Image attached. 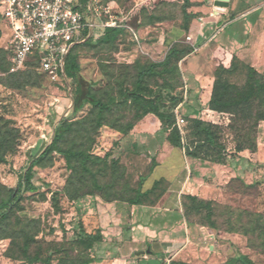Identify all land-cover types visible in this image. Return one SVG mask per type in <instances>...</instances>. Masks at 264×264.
I'll use <instances>...</instances> for the list:
<instances>
[{
	"label": "rangeland",
	"instance_id": "rangeland-1",
	"mask_svg": "<svg viewBox=\"0 0 264 264\" xmlns=\"http://www.w3.org/2000/svg\"><path fill=\"white\" fill-rule=\"evenodd\" d=\"M90 1L98 7H109L110 13L124 25L128 13L145 0H80L83 10ZM190 1L195 4L188 9L194 14L193 19H183V0H171L151 15L142 12L117 37L114 45H99L91 39L74 53L78 56L81 81L91 84L96 96L105 101L131 90L139 70L163 62L171 48L191 49L184 57L154 69L145 77L144 86L170 89L182 99L175 114L184 121L181 127L175 121L184 146L179 149L184 156L188 155L185 165L192 177L199 172L200 181L208 186L200 183L194 191L181 194L173 209H159V195L165 188L158 187L156 192L143 196L144 183L155 164L154 150L163 146L168 132L159 130L153 137L148 136L149 129L137 128L142 119L136 120V111L129 104L114 107L105 116L103 125L96 127L94 113L88 105L73 113L75 82H71L72 90L68 91L65 84H52L34 72L28 79L25 75L9 78L7 64L2 62L0 126L2 132L5 126L14 129L16 139L10 143L12 150L6 153V163L0 164V185L14 189L30 157L50 143L54 129L64 122H80L67 137L64 147H81L95 157L105 158V163L88 165L96 176V184L74 162L76 169L67 170L64 159L57 154H53L48 167H35L32 183L36 192L23 194L11 212L9 225H0V264H26L21 261L22 240L17 236L11 239L26 219L37 221V230L31 231L36 237L30 252H39L42 258L50 257L51 264L87 258H94L100 264L119 258L121 253L127 255L130 264H225L242 257L254 264H264V91L253 86L247 70L254 63L250 67L264 77V44L255 52L254 62L247 57V62L238 66L234 74L224 76L230 86L231 105L224 113L210 111L199 98L196 103L190 102L188 98L195 95L194 82L183 74L187 64L191 68L200 66L199 59L210 44H217L232 54L227 45L231 38L255 39L252 27L247 30L248 18L230 20L228 13L238 16L249 12L253 24L264 13V0H231L224 13L206 6L203 0ZM2 9L0 6V13ZM210 14L225 21L220 18L219 27L210 29L206 22ZM0 26L4 29L1 20ZM170 32L181 37L174 38L175 41L168 37ZM95 33L103 32L99 29ZM5 41L6 37L1 35L0 54H5L6 59ZM192 45H199V50L193 52ZM213 54L223 59L225 66H230L229 56L221 50ZM251 58L254 57L251 55ZM186 59L191 60L181 68V62ZM212 61V80L206 82L205 89L210 86L212 89L216 60L212 58ZM16 80L21 84L19 89L5 84ZM27 80L30 86L24 87ZM131 123L132 130L126 134L119 132ZM204 130L212 134L213 141L208 140ZM171 164L177 166L179 162ZM133 201L141 205L129 204ZM53 202L58 203V212ZM100 206L104 210L99 211ZM114 206L124 213L123 232L127 233L139 222L159 229L154 241H146L136 250L149 248L150 255L135 256V251L120 253L109 247L113 243L103 241L88 251L78 243L83 216L94 211L98 221L101 219L100 229L112 228L113 223L107 216ZM208 209L212 212L210 219Z\"/></svg>",
	"mask_w": 264,
	"mask_h": 264
},
{
	"label": "trees",
	"instance_id": "trees-1",
	"mask_svg": "<svg viewBox=\"0 0 264 264\" xmlns=\"http://www.w3.org/2000/svg\"><path fill=\"white\" fill-rule=\"evenodd\" d=\"M171 0H145L134 9H132L127 17L125 18L124 25H121L117 28H106L103 33L97 38H89L83 43L76 44L68 53L65 64L64 71L67 79L69 80V86L71 88V82H75L73 88V97H72V109L73 113L80 112L85 105L90 107V112L94 113L95 116V125L96 127H101L103 121L107 114L113 112L114 107L120 104H129L136 111V120H141L147 115L154 116L160 123V130L168 132L166 136V141L175 148H183L182 137L180 131L177 128L175 121V111L176 108L182 103V99L173 95L170 89L167 88H146L144 86L145 77L152 74L154 69L159 67H164L173 60L184 57L187 55L191 49L183 48L178 50L177 48H171L166 55L163 62L158 64H150L148 67H143L139 70L136 81L131 90H125L120 92L117 98L109 97L107 100H102L98 98L95 92L92 89L91 84H85L80 79V65L78 62V56L75 52L76 48L80 45H87L91 39L96 40V43L99 45H114L117 40V37L126 30L127 26H130L138 17L141 16L142 12L146 11L147 14L151 15L155 9L159 6L170 2ZM194 3L190 0H183L182 13L183 19L188 21L194 18V14L188 12V9L194 7ZM228 18L233 20L236 15L229 11ZM2 28L0 26V37L2 35ZM134 30V29H133ZM221 50L223 55L229 56L230 66L227 67L223 63V59L218 58L216 54H213L212 58L216 60V69L214 72V80L211 89V95L207 103V107L210 111L224 113L231 107L230 102L228 101L230 86L227 81L224 79L225 75H232L237 70L238 66H243V63L237 59L236 56L228 54L220 47H217L215 51ZM5 54H0V66L2 62H6L8 72L10 70V63L8 61V52ZM37 62H28L25 69L9 73V78H15L16 76L21 77L25 75L28 79L29 75L34 72L40 76L45 77L43 74L36 71ZM247 70L249 72L250 78L254 82L253 86H256L261 91H264V77L258 74L252 67L248 66ZM46 78V77H45ZM17 79V80H18ZM47 79V78H46ZM15 82H5L7 86H10L15 89H19L21 84ZM30 80L24 81L23 86H30ZM72 90V88H71ZM251 91H254V87H251ZM1 124V121H0ZM80 122H64L61 123L58 127L54 129L52 139L50 143L38 154L33 157H30V162L24 173L19 175L17 185L14 189H8L5 186L0 185V225H9L8 221L11 217V212L14 206L18 205L21 196L26 193H35L36 188L32 183L33 179V169L35 167L46 168L51 164L53 154L61 156L66 165L67 170H75L76 164L83 174H88L92 179L93 183L96 184V176L88 167L89 164H95L96 162L105 163V158L100 159L90 154L88 151L81 147H75L73 145L64 147V142L67 137L75 131L77 125ZM134 124H128L124 128L120 129L119 132L126 134L128 131L132 130ZM0 126V164H5L6 153L12 150L10 143L16 139V131L7 126L4 127L2 132ZM205 135L208 140L213 141L212 134L208 130H204ZM185 157L188 155L185 154ZM74 162V164H73ZM155 166V164H154ZM152 167V169L154 168ZM151 169V171H152ZM163 186L165 188L164 192L159 195V200L162 198L163 194L166 191V185L164 180H158L153 183V185L147 189L144 193L145 195H151L156 192L158 187ZM192 200H195L194 197H188ZM131 205L140 206L141 203L138 201L129 202ZM58 203L53 202V208L58 212ZM212 212L208 209L207 217L210 219ZM36 220H24L20 226V229L13 233L11 239L18 237L21 239L22 250H21V261L26 264H51V258L45 257L42 258L39 252L31 253L29 248L32 243L35 241V234H32L31 231H36ZM141 224V223H137ZM33 228V229H32ZM81 235L77 237L78 243L83 245L84 248L88 251H92L95 245H98L102 242V235L100 230H95L92 233H86L84 231L83 225L81 223ZM100 262L94 258L84 259L83 261L68 259L61 260L57 264H94ZM254 264L250 259L242 257L240 259H233L225 264Z\"/></svg>",
	"mask_w": 264,
	"mask_h": 264
},
{
	"label": "built area",
	"instance_id": "built-area-1",
	"mask_svg": "<svg viewBox=\"0 0 264 264\" xmlns=\"http://www.w3.org/2000/svg\"><path fill=\"white\" fill-rule=\"evenodd\" d=\"M0 6L9 73L24 70L28 62L35 61L37 72L52 84H65L68 91L71 88L64 64L70 50L89 38L99 37L96 30L121 26L109 7H98L92 1L86 10L80 0H1ZM192 50L197 52L199 45H192ZM176 121L178 127L183 126L182 119L176 117Z\"/></svg>",
	"mask_w": 264,
	"mask_h": 264
},
{
	"label": "crops",
	"instance_id": "crops-1",
	"mask_svg": "<svg viewBox=\"0 0 264 264\" xmlns=\"http://www.w3.org/2000/svg\"><path fill=\"white\" fill-rule=\"evenodd\" d=\"M231 1V0H229ZM203 2L206 4V6L209 7H215V3L208 0H203ZM228 8V7H227ZM233 11V7L231 8ZM248 13V14H247ZM245 12L242 14H239L238 16H235V19H243L248 18L246 20L247 22V30H250V27H252V32L254 38H247L245 40H240L238 38H231L230 41H228L227 45L231 49V53L234 54L239 61L242 63L247 62L246 58L248 57V61H255L256 60V51H260V47L262 44H264V13H260L261 18H258L256 22L251 24V19L248 15H250L249 12ZM209 17H206V22L210 24V29H215L216 27H219V25L225 21L223 17H216L214 15H208ZM220 18H222V22L220 21ZM203 20V18H199ZM215 25V26H214ZM168 37L171 39L180 38L181 36L176 32H170L168 33ZM202 36V29L200 32ZM6 37V33L4 35ZM2 36V37H3ZM175 40V39H174ZM173 40V41H174ZM176 41V40H175ZM218 47L217 44H210L208 49L206 50L203 58L199 59L200 66L191 68L186 65V73L183 71L184 75H187L191 80H193L194 88H195V95H193L191 98H188L190 102L196 103L198 98L200 99L199 102H203L204 104L208 103L209 96L211 94V86L205 89L206 82H210L212 80V71H213V61L212 56L216 48ZM254 47V48H253ZM248 48V49H247ZM249 50V51H246ZM235 51V53H234ZM247 52V53H246ZM255 54V55H254ZM252 57L254 58H251ZM191 59H186L181 62V68H183L184 64L188 63ZM253 61V62H254ZM249 66H254V63L250 64ZM190 67V68H189ZM212 82V81H211ZM182 106V105H181ZM143 127V129L147 130L149 129L150 133H146L148 136H154V134H157L160 130V123L159 121L152 115L145 116L137 125V128ZM153 133V134H152ZM153 156L155 157V166L152 169L151 173L148 175V177L145 180L144 186L145 190L149 189L155 181L158 180H164L166 185V191L163 194L162 198L159 200V209L163 210H169L174 208V204L177 201V198L181 196V194H184L187 190H193L198 186L200 183L203 184V186H208V183H202L201 175L199 172L196 176L192 177L191 170L186 167L185 165V156L183 152L179 148L172 147L169 145L167 141L164 142L163 146L161 148L155 149ZM241 157H244V155H240ZM179 162V165L173 166L171 164L172 162ZM205 176V175H204ZM209 182V181H208ZM204 188V187H203ZM112 206V205H111ZM104 210L101 206L99 207V211ZM122 211V210H121ZM118 210L116 206L112 208V211H110V215L107 216V219L113 223L112 228L108 229H100V222L101 219L96 218L94 215V211L91 213H87L82 218L83 227L85 228L86 233H92L95 230L100 229V233L103 237V242H109L113 243L109 247H113V250L116 249L120 253L124 251L125 253L127 251L130 252H136L140 246H142L143 243L146 241H154V239L157 236V231L159 229L152 228L153 224H143L142 222H139L141 224H136L135 226L131 227L130 230L126 233L123 232L122 223L124 217V213ZM105 222V221H104ZM157 251L159 250V247H157ZM134 252V253H135ZM127 255H123L122 253L119 254V258H114L111 260H107L105 262H102L100 264H130L128 260L126 259ZM96 264V263H95Z\"/></svg>",
	"mask_w": 264,
	"mask_h": 264
},
{
	"label": "water",
	"instance_id": "water-1",
	"mask_svg": "<svg viewBox=\"0 0 264 264\" xmlns=\"http://www.w3.org/2000/svg\"><path fill=\"white\" fill-rule=\"evenodd\" d=\"M215 1V7L214 10L218 11V12H226L227 9V4L229 2V0H214ZM135 256H141V255H150V249L148 248L146 251H138L134 253Z\"/></svg>",
	"mask_w": 264,
	"mask_h": 264
}]
</instances>
